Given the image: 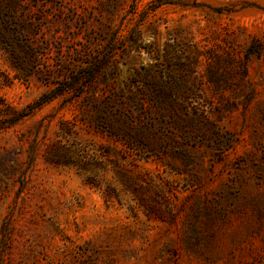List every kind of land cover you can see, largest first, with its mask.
<instances>
[{"label":"rangeland","instance_id":"rangeland-1","mask_svg":"<svg viewBox=\"0 0 264 264\" xmlns=\"http://www.w3.org/2000/svg\"><path fill=\"white\" fill-rule=\"evenodd\" d=\"M0 264H264V0H0Z\"/></svg>","mask_w":264,"mask_h":264},{"label":"trees","instance_id":"trees-1","mask_svg":"<svg viewBox=\"0 0 264 264\" xmlns=\"http://www.w3.org/2000/svg\"><path fill=\"white\" fill-rule=\"evenodd\" d=\"M42 100V99H41Z\"/></svg>","mask_w":264,"mask_h":264}]
</instances>
